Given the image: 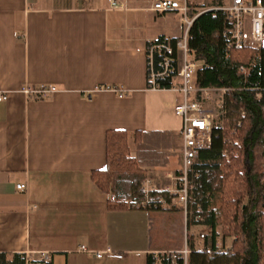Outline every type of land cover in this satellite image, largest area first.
Listing matches in <instances>:
<instances>
[{
    "label": "crops",
    "instance_id": "1",
    "mask_svg": "<svg viewBox=\"0 0 264 264\" xmlns=\"http://www.w3.org/2000/svg\"><path fill=\"white\" fill-rule=\"evenodd\" d=\"M118 2L0 0V253L34 259L47 251L50 264H148L150 254L182 249L158 245L153 228L158 212L181 210L110 209L93 178L106 167L111 130L127 131L134 153L140 133L163 137L168 165L146 166L158 190L173 187L181 164V95L149 88L146 64L150 40L179 36L146 0ZM194 2L211 9L231 0ZM42 85L58 90L22 91ZM107 248L117 256L95 255Z\"/></svg>",
    "mask_w": 264,
    "mask_h": 264
},
{
    "label": "trees",
    "instance_id": "2",
    "mask_svg": "<svg viewBox=\"0 0 264 264\" xmlns=\"http://www.w3.org/2000/svg\"><path fill=\"white\" fill-rule=\"evenodd\" d=\"M228 29L225 13L218 9L201 13L188 33L192 58L203 62L197 86L229 88L227 113L213 122L212 144L198 151L190 174L187 229L201 223L211 227V232L202 249L196 247L194 236L187 235V258L169 252L163 254L162 264H264V94L258 98L255 89L264 86V49L228 48ZM160 86L171 88L172 81L162 80ZM157 135L140 133L132 155L127 131L107 133L106 167L94 171L93 178L98 188L108 193L110 209H165V205L142 206L146 166L169 163L170 150ZM160 194L171 201L167 192L153 193L152 198ZM199 208L202 220L196 222ZM229 237L235 239L228 249L224 241ZM155 261L150 254L148 264ZM0 264L38 263L25 254L0 253Z\"/></svg>",
    "mask_w": 264,
    "mask_h": 264
},
{
    "label": "built area",
    "instance_id": "3",
    "mask_svg": "<svg viewBox=\"0 0 264 264\" xmlns=\"http://www.w3.org/2000/svg\"><path fill=\"white\" fill-rule=\"evenodd\" d=\"M149 9L158 13L165 14L172 12L181 16L183 26L182 35L175 41L169 37H158L150 40L147 44V76L148 87L157 89L161 88L160 82L165 79L172 81L174 90L180 93L181 98L175 105V113L182 117L183 126L181 129L182 149L181 164L177 174L170 176L173 180V187L161 191L152 186V182L146 179L143 184V191L146 195L142 206L151 204L154 208L158 205L173 204L181 210L187 220L190 213V174L193 171V165L197 153L201 149L209 148L212 144V114L206 111L205 102L212 97L218 96V107L221 115L227 113V93L229 88H199L197 86V74L203 66V62L194 60L188 43V33L194 20L203 12L209 10H222L225 13L226 20L229 23L227 32L228 48L251 47L264 49V0H231L227 5L211 9H197L194 0H146ZM121 4L118 0H111L112 7H119ZM245 66H240V71L244 72ZM112 88L120 97L126 95L123 86H107ZM257 97L260 98L264 93L263 87H256ZM56 86L42 85L38 88L26 87L22 91L28 96H47L57 92ZM7 99V93L0 92V102ZM245 114V113H243ZM241 122L238 123V126ZM19 189H26V184H18ZM167 192L171 198L168 202L166 197L160 194L159 198L153 199V193ZM195 221L200 222L201 208L197 209ZM187 222V221H186ZM207 227L211 232V227ZM209 235L208 232L200 234V242L197 248H204V239ZM233 240L235 237H232ZM226 248H231L227 245ZM82 250L88 251L85 246ZM189 247L186 244L185 250L175 251L172 253H182L186 259L189 253ZM171 251H161L155 253L158 264H162L163 254ZM98 258L107 256L114 257L117 253L110 248L105 251L96 252ZM32 260L38 264H47L51 261L49 252L39 253L38 258Z\"/></svg>",
    "mask_w": 264,
    "mask_h": 264
},
{
    "label": "rangeland",
    "instance_id": "4",
    "mask_svg": "<svg viewBox=\"0 0 264 264\" xmlns=\"http://www.w3.org/2000/svg\"><path fill=\"white\" fill-rule=\"evenodd\" d=\"M161 21L170 28L169 31H172V34H175L179 37L182 35L183 26L181 23V16L179 14L167 12L164 16H161ZM217 99L218 96H215L214 98L212 97L211 99L205 102L206 111L212 114L213 122L217 121L220 114V110L217 105ZM129 144L132 149L131 154L135 155V153L133 152L134 145L132 138H129ZM164 207L176 210V207L173 206V204H167V206ZM155 215L156 218L154 220L153 228L156 243L158 245L163 244L164 242L168 244L171 243L172 247H174L175 245H179V247H182L181 251H183L185 250L186 244L188 245L187 235L191 234L192 236H194L197 247L200 242V234L202 232H208V234H210V230L207 227H204L199 224H192L190 229L188 230L186 226L187 220L185 219V215L181 211L169 213L167 212L164 214H159L158 212V214ZM224 242L225 245H230L233 242V238H226ZM29 260L32 259L29 258Z\"/></svg>",
    "mask_w": 264,
    "mask_h": 264
}]
</instances>
